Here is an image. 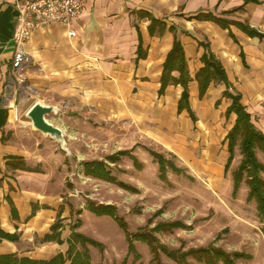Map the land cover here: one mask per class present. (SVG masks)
Segmentation results:
<instances>
[{
    "label": "crops",
    "instance_id": "crops-1",
    "mask_svg": "<svg viewBox=\"0 0 264 264\" xmlns=\"http://www.w3.org/2000/svg\"><path fill=\"white\" fill-rule=\"evenodd\" d=\"M17 1L0 0V256L51 261L68 253L74 232L83 234L82 226L74 228L81 220L71 225L63 199L48 194L49 178L36 159L41 150L35 142L27 143L43 137L26 128L23 117L37 103L57 109L47 119L64 133L69 132L63 119L67 116L97 123L124 120L174 153L195 158L202 140L198 115L209 118L213 107L225 103L226 118L234 117L233 129L237 116H227L229 91L242 97L253 123L264 133V37L243 29L264 35V0H88L74 25L77 37L71 38L63 24L37 29L25 46L32 64L14 73L13 37L21 26ZM176 41L186 54L196 122L187 111L179 113L184 91L180 84L170 83L161 94L165 64ZM206 54L221 63L228 85L213 80L201 97L198 74ZM172 76L179 78L180 73ZM173 114L183 119L182 130H197L193 141L177 131ZM227 149L226 174L229 143ZM122 151L137 158L134 148L111 156ZM108 158L104 162L111 167L122 161L113 164Z\"/></svg>",
    "mask_w": 264,
    "mask_h": 264
},
{
    "label": "rangeland",
    "instance_id": "rangeland-1",
    "mask_svg": "<svg viewBox=\"0 0 264 264\" xmlns=\"http://www.w3.org/2000/svg\"><path fill=\"white\" fill-rule=\"evenodd\" d=\"M174 96L176 98L179 93H174ZM211 111L209 118L198 115L202 140L196 159L174 153L152 135L147 136L135 124L124 120L97 123L92 118L78 120L67 116L63 119L67 120L65 127L69 132H63V145L34 129L28 118L29 112L24 111L26 128H33L43 136L32 138L27 143L33 145L35 142L36 148L41 150L40 157L36 159H40V165L49 178L48 194L63 199L70 211L71 225L81 220L80 231L102 244V247L87 245L91 264L155 263L147 243L136 241L135 253L131 252L126 231L113 218L100 217L88 211L90 201L116 206L131 234L142 228L153 229L162 222H182L188 226L187 229L157 234L162 244L170 249L188 251L214 245L228 253L239 252L248 256L239 259L238 264H264V219L258 213L256 202L248 201L249 187L245 182L234 195L233 176L243 159L240 143L236 147L235 159L225 173L229 157L226 137L234 117L226 118L225 103ZM197 113L200 114L199 111ZM170 117L179 123L177 131L186 132L193 141L197 130L192 126L182 130L183 119L174 114ZM214 146L213 150L211 147ZM132 148L142 163V170H137L128 157L111 168L119 183L135 188L136 192L85 175L84 163L106 161L112 154ZM187 148L193 150L190 145ZM146 149L165 155L185 173L177 174L169 169L167 180H161L159 165ZM210 151L212 154H208ZM257 156L264 164V153L257 150ZM162 260L165 264H177L165 255H162ZM189 262L203 264L192 257Z\"/></svg>",
    "mask_w": 264,
    "mask_h": 264
},
{
    "label": "trees",
    "instance_id": "trees-1",
    "mask_svg": "<svg viewBox=\"0 0 264 264\" xmlns=\"http://www.w3.org/2000/svg\"><path fill=\"white\" fill-rule=\"evenodd\" d=\"M219 21V20H217ZM225 27L229 24L224 22ZM245 32L253 37L263 38L264 35L252 30L248 27L243 28ZM205 67L199 72L198 79L201 86V97L206 94L211 82L218 80L228 85L226 72L219 61L212 54H206L203 58ZM178 71L179 78H174L172 73ZM189 72L186 60L185 50L179 41H176L173 50L171 51L167 62L165 64V71L162 78L161 94L165 92L167 86L174 82L180 84L183 88L182 98L179 104V113L187 111L194 122L197 121L196 116L190 106V92H189ZM225 97L232 100V105L227 111V116L235 114L237 116L236 123L233 129L227 136L229 143L230 158L226 166L228 173L236 153V147L241 144V152L243 159L238 170L234 173V195L238 194L242 184L245 182L249 187V202H256L257 210L261 218L264 219V164H262L257 156V150L264 153V133L261 132L253 123L251 115L248 113L245 106L242 104V97L239 94H232L227 91ZM150 155L157 161L159 165L160 179L167 180L169 169L177 174H183L185 171L179 168L173 161L169 160L165 155L153 150H148ZM123 157H131L134 160L135 167L140 171L143 169L142 164L136 157H133L129 151L119 152L115 156H111L108 160L115 164L122 160ZM85 173L87 176L96 178L111 184H118L121 188L136 192L137 190L131 186L119 183L117 178L113 175L111 166L104 161H92L85 163ZM88 210L100 217L108 216L113 218L121 228H123L130 243V251L135 253V242L142 241L148 244L153 255V262L155 264H165L162 260V255L167 256L177 264H190L189 258L192 257L196 261L203 264H238L239 259L248 258L243 253H228L223 249L210 245L206 248L190 249L183 251V249H170L168 246L162 244L157 237L161 232H172L177 229H187L188 226L182 222H162L155 228L148 230L147 228L140 229L136 234L128 232V224L119 216L118 208L114 205H99L95 202H88ZM81 226L79 221L75 225V229ZM60 228V222L56 226ZM3 238L8 240H16V237L3 234ZM95 247H102L90 238L81 233L74 232L71 240H69V251L66 255H59L51 261H36L28 258L19 259L15 256H0V264H91V256L87 245ZM78 245L83 247V250L78 249ZM137 259L140 255L137 254Z\"/></svg>",
    "mask_w": 264,
    "mask_h": 264
},
{
    "label": "built area",
    "instance_id": "built-area-1",
    "mask_svg": "<svg viewBox=\"0 0 264 264\" xmlns=\"http://www.w3.org/2000/svg\"><path fill=\"white\" fill-rule=\"evenodd\" d=\"M88 0H19L17 10L21 26L14 33L15 56L12 64L14 73L23 72L33 62L26 51V43L32 34L40 28L54 24L67 26L69 36L77 37L74 25L86 11Z\"/></svg>",
    "mask_w": 264,
    "mask_h": 264
},
{
    "label": "water",
    "instance_id": "water-1",
    "mask_svg": "<svg viewBox=\"0 0 264 264\" xmlns=\"http://www.w3.org/2000/svg\"><path fill=\"white\" fill-rule=\"evenodd\" d=\"M55 112H57L55 107L37 103L29 111L28 118L31 120L34 129L45 135L51 136V138L58 140L64 145L65 141L63 131L50 123L47 119L50 114Z\"/></svg>",
    "mask_w": 264,
    "mask_h": 264
}]
</instances>
